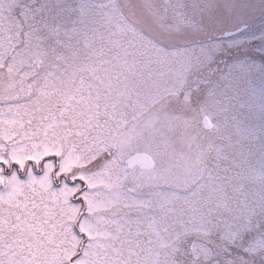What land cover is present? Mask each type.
<instances>
[{
  "label": "rangeland",
  "instance_id": "obj_1",
  "mask_svg": "<svg viewBox=\"0 0 264 264\" xmlns=\"http://www.w3.org/2000/svg\"><path fill=\"white\" fill-rule=\"evenodd\" d=\"M211 3L144 0L146 11L154 18L159 43L146 35L141 39L144 54L157 55V78L145 83L144 98L128 100L122 108L112 102L111 125L107 124L106 130L102 115L97 116L101 129L87 131L92 117L88 119L85 111L100 104L93 101L87 84H66L65 90L54 94L52 79L58 77L57 69L36 73L34 69L15 68L9 54L0 53L1 75L23 79L33 86L28 99L10 104L17 113L25 111L26 115L4 117V104L0 105V264H32L35 257L41 259L40 264H154L166 244L159 239L170 235V220L175 222L177 238L188 237L191 227L194 235L215 233L211 225L203 228L202 205L207 189L215 194L212 185L221 179L218 164L239 149L249 151L250 140L256 135L249 126L255 117H264V57L256 58L257 65L241 57L247 60L246 69L257 67L252 76L231 69L221 74L219 70L201 86L212 68L205 62L217 55L222 58L224 49L234 54L232 50L248 49L249 45L261 48L264 35L222 40L201 36L202 11L211 8ZM113 11L111 19L116 26L120 13L116 3ZM82 12L88 16L89 4ZM141 22L144 29L153 28L150 21ZM75 23L79 26L71 27L68 35L78 39L79 45H87L89 21ZM129 25L132 29L131 22ZM192 26L195 30L189 31ZM257 27L263 29L264 21ZM89 57L88 51L80 55L84 60ZM227 59L237 60L234 56ZM40 75L46 81L38 79ZM195 78L200 88L193 89ZM43 102H48L47 108H42L47 125L42 128L39 124L31 133ZM154 106L167 110L198 133L203 130L201 116L212 124L204 140L209 152L202 172L187 189L137 187L125 164L113 155L105 156L106 148L110 150L109 130L113 139L122 125ZM260 135L264 133L256 136Z\"/></svg>",
  "mask_w": 264,
  "mask_h": 264
},
{
  "label": "flooded vegetation",
  "instance_id": "obj_2",
  "mask_svg": "<svg viewBox=\"0 0 264 264\" xmlns=\"http://www.w3.org/2000/svg\"><path fill=\"white\" fill-rule=\"evenodd\" d=\"M115 3L120 11L116 26L111 19ZM87 4L89 14L84 17L82 10ZM153 19L145 9L144 0H0V53H8L15 68L34 69L36 73L57 69L59 75L52 79L56 84L54 94L65 90L66 84H87L93 101L100 103L85 111L88 119L92 117L87 131L101 129L97 116L102 115L106 130L107 124L111 125L112 102L116 101L122 108L128 100L144 98L145 83L157 78V55L144 54L141 39L146 35L159 43ZM143 20L150 21L153 28L144 29ZM81 21H89L90 29L88 44L84 46L68 35L71 27L79 26L75 22ZM260 21H264V0H212L211 8L202 11L200 34L215 40L264 35L262 28L257 27ZM194 30L193 26L189 27V31ZM263 48L264 44L261 48L249 45L248 49L232 50L234 54L224 49L220 54L222 58L217 55L215 60L205 62L212 68L207 70L208 79H202L201 86L219 70L221 74L228 73L227 69L256 74L257 67L250 65L246 69L247 60L241 57L244 55L257 65L256 58L264 57ZM85 49L90 54L89 60L80 59V55L87 52ZM248 51L253 52L252 56ZM232 56L238 61H228ZM42 76L38 79L45 80ZM43 83L45 92L47 87ZM196 83L197 78L193 79V89L200 88ZM32 91L31 83L13 79L11 75L3 77L0 72V105L4 104L0 114L4 113V117L26 115L25 111L17 113L10 104L28 99ZM47 105L48 102L42 103L39 120L34 126L32 123L31 133L39 124L46 127V111L42 108ZM167 112L154 106L146 114L122 125L113 139L109 130L110 150L106 148L105 156L113 155L125 164L130 180L137 187L187 189L197 182L202 172L209 152L204 145L212 128L209 118L201 116L203 130L198 133ZM30 116L31 113L27 115ZM203 117L210 125L204 126ZM249 131L256 135L264 133V117H255ZM256 135L250 140L248 152L239 149L233 156L223 157L216 168L221 179L212 185L216 187L215 194L207 189L202 225L204 230L213 226L215 233L194 235L191 227L188 237L177 238L175 222L170 220L169 227L162 226L164 231L167 227L170 229V235L159 239L166 244L160 248L154 264H264V135ZM136 153L148 158V168L127 167L126 159ZM189 216L193 219L192 211Z\"/></svg>",
  "mask_w": 264,
  "mask_h": 264
},
{
  "label": "water",
  "instance_id": "obj_3",
  "mask_svg": "<svg viewBox=\"0 0 264 264\" xmlns=\"http://www.w3.org/2000/svg\"><path fill=\"white\" fill-rule=\"evenodd\" d=\"M202 122H203L204 126L209 124V121L206 117H203ZM125 163H126L128 168H131L134 165H138V166L146 169L150 165L148 158L142 153H136V154L130 156L128 159H126Z\"/></svg>",
  "mask_w": 264,
  "mask_h": 264
},
{
  "label": "trees",
  "instance_id": "obj_4",
  "mask_svg": "<svg viewBox=\"0 0 264 264\" xmlns=\"http://www.w3.org/2000/svg\"><path fill=\"white\" fill-rule=\"evenodd\" d=\"M40 262H41V259L39 257H35V258L32 259V264H40Z\"/></svg>",
  "mask_w": 264,
  "mask_h": 264
}]
</instances>
